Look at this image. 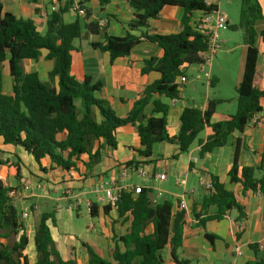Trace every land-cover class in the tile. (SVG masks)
<instances>
[{
  "label": "trees",
  "instance_id": "trees-1",
  "mask_svg": "<svg viewBox=\"0 0 264 264\" xmlns=\"http://www.w3.org/2000/svg\"><path fill=\"white\" fill-rule=\"evenodd\" d=\"M99 1L105 6L111 0ZM127 1L135 13L134 20L126 25L127 35L124 38L109 36L104 29L105 43L93 46L109 53L111 63L129 57L132 50L145 40L157 43L163 54L145 60L142 73L155 71L160 78L146 87L126 117H117L109 102L98 97L101 83H95L89 77L81 81L71 74L74 42L82 37V20L66 24L63 20L65 11H58L51 15L43 35L30 20L18 19L10 13L0 18V138L5 145L23 149L44 172H47L43 167L45 161L50 162V170L77 171L81 162L88 168L100 160L102 148H117V130L128 125L136 127L140 139V148L136 152L145 159L152 157L154 146L163 142L178 145V156L186 154L208 128L207 138L198 141V158L203 159L215 149L226 146L235 133L243 134L255 116L263 112V75L257 41L260 38L264 42V30L259 31L256 26L264 16L258 0L241 1L238 27L245 31L246 54L243 75L236 88V113L225 121L211 123L219 101H210L204 111L186 107L176 136L168 133L169 108L161 99L180 100L183 89L180 78L185 76L183 68L202 65L200 53L207 49L208 40L193 27V14H210L218 7L207 5L206 0ZM166 7L184 9L182 30L171 34H149V21L157 19ZM87 28L91 33L99 34V26L95 23L87 24ZM136 31L141 35L135 36ZM44 51L47 52L44 58L55 63L47 82L41 81L37 73H26L21 66L24 60L39 61ZM6 63L13 80L10 95L3 92V65ZM150 104L154 105V115L146 116L145 109ZM63 135L65 138H61ZM96 144L98 147L93 154ZM241 149L242 140L239 138L229 171L230 181L240 184L243 192L258 193L264 204V151L260 153L259 165L242 167ZM178 156L174 158L178 159ZM144 164L130 161L124 169H138ZM1 165L4 162H0ZM190 168H195L194 162L190 163ZM17 172L19 175V168ZM208 178L212 189L202 198L199 212L194 208L192 215L204 225L209 221L223 220L236 210V221H243L245 209L235 192L227 189L219 177L211 175ZM13 189L0 181V264H31L26 254L29 238L24 213L10 197ZM152 192L146 187L139 194L134 190H123L114 205L104 207L106 215L112 208L121 217L129 214L132 218L130 232L119 238L125 251L121 252L117 243L111 261L83 243L89 264H165L162 253L168 247L173 264H190L177 255L183 245L186 210H178L179 203L174 212L170 199L154 202ZM211 208H216V212L211 213ZM91 216L97 217L96 205H91ZM49 221L55 226L53 213L46 211L36 227L37 261L33 264H78L76 260L62 259L55 247ZM150 226L152 233H147ZM206 238L213 245V237L206 234ZM250 247L255 251L260 249L256 244ZM248 264H264V257Z\"/></svg>",
  "mask_w": 264,
  "mask_h": 264
},
{
  "label": "crops",
  "instance_id": "crops-1",
  "mask_svg": "<svg viewBox=\"0 0 264 264\" xmlns=\"http://www.w3.org/2000/svg\"><path fill=\"white\" fill-rule=\"evenodd\" d=\"M72 1H74L73 5L71 4ZM213 2L217 5V0H213ZM76 6L78 10H75ZM53 7L57 9L55 12L52 11ZM61 10L65 11L63 20L66 24H71L78 19L84 22L82 37L74 42L71 63L72 76L81 81L89 77L93 82L101 83L102 90L98 97L109 102L117 117H126L146 87L160 78V74L155 71L142 73L145 60L161 57L163 50L157 43L145 40L132 50L129 57L119 58L111 63L109 53L93 46L97 43H105L104 29L109 36L124 38L127 35L126 25L135 18V13L127 0H111L105 6H102L99 0H85L83 2L77 0H0V18L6 13H10L18 19L30 20L35 24L37 31L43 35L46 33L47 23L51 15ZM218 11H220L219 7ZM184 13V9L180 7L164 8L157 19L149 21L148 33L171 34L180 32ZM200 15V12L193 14L192 24ZM103 20H107L108 23L101 28L99 24ZM92 22L99 26V34H93L88 30L87 24ZM263 22L264 20H261L257 23L256 28L259 31L264 30ZM86 33H89V37L84 40L83 37ZM133 34L140 36L141 32L136 31ZM257 47L260 70L263 75L262 88L264 89V42L260 38L257 41ZM46 54L47 52L44 51L43 58L39 61L24 60L21 64L26 73H37L43 82L48 81L49 73L55 65L54 61L44 58ZM244 64L245 56L235 90L241 81ZM3 66V92L10 95L13 80L9 74L8 64ZM213 68L214 63L210 67L211 72H213ZM183 70L188 83L183 85L181 99H161L169 108L168 133L170 136H176L179 133L180 118L186 107H195L204 111L210 101H219V105L237 100V96L230 98V96L218 93L213 100L208 98L202 102L194 93V91H199L197 86L193 85V88L187 89L191 84L188 74L189 67H184ZM196 80H200V76H197ZM215 83L216 79L211 76L207 86L212 87ZM231 109L232 105L228 107L225 114H218L216 107V113L211 123L227 120L229 116L233 115ZM153 110L154 105H148L145 109V115L153 116ZM208 133L209 129L207 128L199 136L198 141L205 140ZM116 137L118 143L116 149L104 147L101 149L99 161L91 163L88 168L84 162H81L77 171L70 172L60 169L50 170L49 161L44 162L43 167L47 169V172H44L23 149L5 145L3 139L0 138V157L4 160H10L4 166L9 167L12 163L16 164L14 176L17 175L19 168L21 187L25 182L30 184V190L24 194V199L33 203L36 199L42 198L47 206L41 215L46 211L53 213L55 226L51 225V221H49V225L55 247L62 259L66 261L76 260L78 264H89V257L83 243L90 245L102 258L108 261L112 260V252L117 243L121 252L125 251V247L119 242V238L130 232L132 218L129 214L119 216L115 208H112L106 215L104 207L108 204L104 201L103 193L95 192V186L99 182L114 183L121 186L131 184L128 180H121L122 170L125 168V164L130 161L146 163L141 165V169L146 171L147 177L145 179L140 178L143 184L134 185L151 188L153 191L151 198L154 202L170 199L174 204V212L177 211V205L181 201L186 202L188 216L184 229L183 245L177 251L179 259L187 260L190 264H248L264 257V249L260 248L255 251L250 247L255 244L264 247V204L262 197L252 191L243 192L240 184H232L229 177L236 142L239 138L242 140L240 165L246 167L260 164V153L264 151V103L263 112L255 116L243 134L235 133L226 146L215 149L203 159L198 158L200 151L198 141L192 145L188 153L180 156H178V145H171L166 142L158 143L153 148L152 157L145 159L136 152L140 148V139L136 127L128 125L119 128ZM61 138H65V135ZM97 147L98 144L95 145L93 154ZM175 156H178V159H175ZM84 160L85 162L89 161L88 157H85ZM191 162L195 163L193 169L190 168ZM12 168L14 169L13 166ZM163 173L168 176V180L165 182L158 179V176ZM198 175L219 177L225 187L237 195L238 200L244 206L246 218L237 222L238 212L233 210L223 220L209 221L201 225V221L192 215L194 208L199 212L200 202L207 195L206 191L198 184ZM181 178H185L187 181L185 188L179 187L177 184ZM0 180L8 186L4 176L0 177ZM157 183H172V191L159 190L156 186ZM39 184H42V189L37 188ZM40 191H43V194L40 195ZM66 191H69L70 195L65 194ZM114 191L116 190L114 189ZM160 192L163 194L162 196H159ZM88 202L91 205H96L97 217L91 216V207H88ZM210 212H216V208H211ZM30 213L28 221L24 220V222L29 238L26 254L29 262L33 264L37 261L34 237L38 224L36 226L31 224L35 217L32 212ZM147 233H152L151 226ZM206 234L213 237V245L207 240ZM238 248L241 255L237 252ZM162 257L165 264H173L170 247L162 253Z\"/></svg>",
  "mask_w": 264,
  "mask_h": 264
},
{
  "label": "rangeland",
  "instance_id": "rangeland-1",
  "mask_svg": "<svg viewBox=\"0 0 264 264\" xmlns=\"http://www.w3.org/2000/svg\"><path fill=\"white\" fill-rule=\"evenodd\" d=\"M241 1L242 0H217V5L220 9V12L229 18V27L220 33V38L223 41V49L212 62V64L214 63L213 72H211L209 66L205 67V73L201 72V66L199 65H192L189 67L188 74L191 84L187 87V89L193 88V85L197 86L199 91H194V93L199 98V100H202V102H205V100L208 98L213 100L217 97L218 93H221L225 96H230V98L231 96H237L235 86L239 78L245 56V31L238 27L241 16ZM258 2L264 16V0H258ZM206 73L210 74V79L211 76L216 79L214 86H207V83L210 79L206 76ZM197 76H200V80H196ZM230 105H232L231 114H235L237 111V100H234V102H227L226 104H219L217 106L218 114H225ZM9 161L10 160L8 159L4 160L0 157V162H4V165H7ZM4 165L0 166V177H5V182L7 183L8 187L21 189V177L19 175L14 176V173H16V164L12 163L9 167ZM12 166L15 170L12 168ZM28 178L31 177L28 176ZM129 183L136 185L143 184L142 180L137 176H134ZM156 186H158L159 190L161 191H172L173 184L157 183ZM39 193L41 195L43 194V191H40ZM13 201L15 205L23 211L24 220L28 221L31 214L30 212L33 213L35 220L33 223L31 222V224H34V226L38 224L40 215L43 211H45L44 208L47 206V203L42 198L36 199V201L33 203H30L27 199H13Z\"/></svg>",
  "mask_w": 264,
  "mask_h": 264
},
{
  "label": "built area",
  "instance_id": "built-area-1",
  "mask_svg": "<svg viewBox=\"0 0 264 264\" xmlns=\"http://www.w3.org/2000/svg\"><path fill=\"white\" fill-rule=\"evenodd\" d=\"M78 2L85 1V0H77ZM207 5H213V0H206ZM215 5V4H214ZM57 9L56 7L52 8V11L55 12ZM75 10H78V7L76 6ZM108 21L103 20L100 22L99 26L101 28L105 27L107 25ZM227 23L228 18L223 15L220 11L216 10L212 13H201L200 17L194 22L193 27L196 29L197 32L205 36L208 40L207 49L204 52L200 53V57L202 59V65H201V72L205 73V67L209 66V68L212 65V62L215 57L222 51L223 49V42L220 38V32L227 29ZM206 76L210 79V74L206 73ZM180 83L182 85L188 83V79L186 76H182L180 78ZM134 176H137L138 178L145 179L147 177V173L144 169L141 168H130V169H123L122 170V181H130L133 179ZM159 181L165 182L168 180L167 174L163 173L158 176ZM178 186L185 188L187 186V181L185 178H181L178 180ZM198 184L202 186L207 193L212 189V182L208 177L200 176L198 178ZM38 189H42V184H39L37 186ZM144 186H135L133 183L127 185V186H121L114 183H105V182H99L95 186V192L100 194H104V201L108 205H114L116 201L118 200V197L120 193L123 190H134L136 194L141 193V189H143ZM114 189L116 191H114ZM30 190V184L28 182H25L21 189H13L10 192V197L13 199H24V194L27 193ZM65 194L70 195L69 191H66ZM163 194L160 192L159 196H162ZM88 207H91V203H87ZM187 204L185 201H181L178 207V210H186ZM261 249H264L263 246L260 247ZM237 252L239 255H241V251L238 248Z\"/></svg>",
  "mask_w": 264,
  "mask_h": 264
},
{
  "label": "water",
  "instance_id": "water-1",
  "mask_svg": "<svg viewBox=\"0 0 264 264\" xmlns=\"http://www.w3.org/2000/svg\"><path fill=\"white\" fill-rule=\"evenodd\" d=\"M88 37H89V33H86V34L84 35L83 39H84V40H85V39H88Z\"/></svg>",
  "mask_w": 264,
  "mask_h": 264
}]
</instances>
